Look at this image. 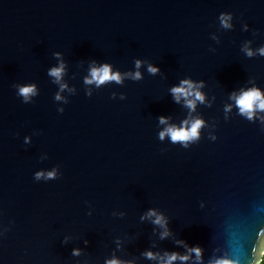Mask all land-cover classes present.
<instances>
[{"label":"water","instance_id":"obj_1","mask_svg":"<svg viewBox=\"0 0 264 264\" xmlns=\"http://www.w3.org/2000/svg\"><path fill=\"white\" fill-rule=\"evenodd\" d=\"M245 45L264 47V0H0V264H158L144 253L185 246L201 249L200 264H254L264 112L250 121L230 96L264 93V56ZM61 62L56 83L48 72ZM103 64L122 82L86 84ZM136 71L139 80L124 75ZM185 79L203 82L192 112L170 93ZM26 85L37 93L28 102ZM161 116L205 126L185 148L159 138ZM150 209L165 217L166 238L141 219Z\"/></svg>","mask_w":264,"mask_h":264},{"label":"clouds","instance_id":"obj_2","mask_svg":"<svg viewBox=\"0 0 264 264\" xmlns=\"http://www.w3.org/2000/svg\"><path fill=\"white\" fill-rule=\"evenodd\" d=\"M231 19L230 15L221 14L220 22L224 28H230L231 24L229 23ZM242 51L248 57H252L255 54H259L264 56V47H261L253 52V50L247 45L242 48ZM57 57H59V53H55ZM136 68L139 69L141 66V61L137 60L135 62ZM148 72L150 74L155 75L159 69L153 67L152 65H148ZM64 72V64L61 62L58 67H53L49 69L48 75L54 78L56 83H60L62 75ZM125 76L133 79L139 80L141 79V74L139 71L134 73H125ZM122 76L118 72H112L111 66L108 64H103L100 67H92L90 69L89 77L85 78L86 84L95 83L98 87L105 82L115 81L116 83L122 82ZM203 86V82L201 81L199 84L194 83L189 79L181 80L179 86H174L170 89V93L173 99L179 103L181 99L184 100V105L189 109L190 112L195 111L196 102L204 103L205 97L203 93L199 91V88ZM66 87L65 84H60L61 90ZM18 94L24 98L25 102H28L31 96L36 95V87L35 85H26L19 87ZM56 99L59 100L61 97L57 94ZM230 99L235 101V105L239 110V114L245 116L248 120H253L256 117L257 112H264V93L260 91V89L256 87L248 88L247 90L241 89L239 94L233 93L230 96ZM231 105L225 106V112L231 110ZM261 120H264V117H260ZM161 124L167 125L163 131L159 133V138L161 140L167 135L171 142L177 143L179 142L183 147L187 148L190 143L197 141L200 137V130L205 126V122L200 118H192L185 119L181 122V125L177 127L176 125H169L167 122V118L161 116L159 118ZM213 139L215 137H212ZM44 177L45 179H54L55 171L42 173L37 172L35 174L36 179H40ZM141 219H150L151 222L155 225H158L163 229L160 233V238H166L170 233L167 229V221L162 214L157 213L154 209H150L145 216L141 217ZM178 244H182L183 242H177ZM186 247V254L180 255L178 253H165L163 256H159L158 254H154L152 252H145L144 255L151 260H158V264H174L175 261L179 260L181 264H186L193 254L195 256V264H200L202 252L199 247ZM73 255H79V250H73ZM259 259L254 262V264H264V250H260L258 252ZM106 264H124L123 261L117 259H111L106 261ZM130 264V262H129ZM208 264H238L235 260H230L227 258H214L209 260Z\"/></svg>","mask_w":264,"mask_h":264},{"label":"snow or ice","instance_id":"obj_3","mask_svg":"<svg viewBox=\"0 0 264 264\" xmlns=\"http://www.w3.org/2000/svg\"><path fill=\"white\" fill-rule=\"evenodd\" d=\"M260 250H264V237L261 238L259 251Z\"/></svg>","mask_w":264,"mask_h":264}]
</instances>
